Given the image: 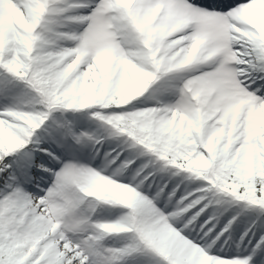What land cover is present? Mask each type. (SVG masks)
Wrapping results in <instances>:
<instances>
[{"label":"snow or ice","instance_id":"snow-or-ice-1","mask_svg":"<svg viewBox=\"0 0 264 264\" xmlns=\"http://www.w3.org/2000/svg\"><path fill=\"white\" fill-rule=\"evenodd\" d=\"M0 264H264V0H0Z\"/></svg>","mask_w":264,"mask_h":264}]
</instances>
